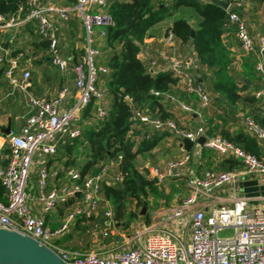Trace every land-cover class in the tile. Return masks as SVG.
<instances>
[{
	"label": "built area",
	"instance_id": "1",
	"mask_svg": "<svg viewBox=\"0 0 264 264\" xmlns=\"http://www.w3.org/2000/svg\"><path fill=\"white\" fill-rule=\"evenodd\" d=\"M169 2L170 0H162ZM221 1V0H220ZM242 1L231 0L226 9L228 22L244 53H264V34L252 38L240 15ZM107 0H75L72 4H56L53 1L24 0L17 11L8 17L0 15V67L2 77L13 87L26 89L30 72L22 67L21 54H13L1 45L5 30L18 25L34 26L37 36L47 41L46 53L50 64L60 72L74 75L75 97L70 108L60 110L68 94L66 85L51 98L28 95V112L17 133L10 131L0 137V151L6 145V163L0 166V184L4 189V200L0 201V229L11 230L35 239L39 245L55 252L63 264H264V195L236 196L231 204H218L210 211L207 199L214 198L212 192L222 185H234L241 173L254 177L258 185L264 184V159L244 151L220 135H207L202 114L199 124L185 129L173 119H160L147 110H135L134 118L156 131H166L177 138L179 154L159 165L146 167L150 178L161 185L167 180H184L186 196L174 206L156 210L147 224H135L129 235L124 222L116 221L109 203L101 194L103 184L119 180L116 162L100 164L98 172L82 176L77 168L65 166L53 169L42 165L36 180L35 201L45 215L55 210L62 211V219L51 227L41 215L29 205L28 180L34 155H54L58 145L80 136L77 126L82 110L93 104L95 118L107 115L105 105L106 88L99 84V75L107 68L96 64L100 51L98 41L105 36V28L111 24L105 11ZM235 8V9H234ZM76 14L84 30V54L78 63L69 69L68 61L59 48L57 19L68 21ZM164 47L145 63L147 71H169L184 90L192 94L203 109L209 105V93L205 91L193 71L198 67L195 56H186L178 51L179 41L171 30L164 36ZM256 69L262 71L259 60ZM264 98V90L254 93ZM179 108L191 112L188 104L179 102ZM264 116V104L262 106ZM243 128L253 138L264 142V126L253 117L245 116ZM205 137L202 147L219 155L237 159L242 171H218L205 168L198 172L191 166L192 156L180 146L187 138L196 144ZM120 156H118V159ZM263 181L260 182L259 179ZM60 179L59 187L49 184ZM251 200L257 202L256 205ZM93 221L94 240L99 243L88 249L66 248L58 240L72 232L77 220ZM232 230L231 235H219ZM96 236V237H95ZM114 237V238H113ZM112 243V245H111Z\"/></svg>",
	"mask_w": 264,
	"mask_h": 264
},
{
	"label": "trees",
	"instance_id": "2",
	"mask_svg": "<svg viewBox=\"0 0 264 264\" xmlns=\"http://www.w3.org/2000/svg\"><path fill=\"white\" fill-rule=\"evenodd\" d=\"M59 1L62 3L58 4L68 5L75 0ZM221 1L231 3V0ZM240 1L259 3L262 0ZM23 2L24 0H0V15L8 17ZM180 7L195 11L200 18L196 27L193 28L185 18L178 17L174 18L166 32L171 30L174 33L179 41L178 51L181 54L185 55L187 46H192L198 65L193 73L209 93V103L211 101L219 108L222 115L236 113L238 103L255 104L259 100L254 94L247 92L243 95L239 92L249 88L245 79L250 80L254 76L257 58L256 53H247L241 61L240 69H234L233 58L222 40L227 25L232 28L228 22L229 9L222 8L212 0H107L105 11L112 22L105 28V36L97 43L100 54L95 62L107 68L105 74L99 75L98 82L106 88L105 102L108 112L106 117L98 119L94 117L93 104L87 105L79 119L80 136L70 142L67 139L63 145L67 152H74L68 166L79 164L77 169L82 176L97 173L100 164L116 162L119 180L103 184L101 194L112 207L116 221L124 222L125 227L136 215L127 210V204L132 203L135 209L145 206L147 209L148 197L160 192V185L137 165V157L152 152L166 139L177 141L170 133L156 131L134 118L135 110H147L152 116L177 122L172 106L168 105V95L177 80L169 71L150 74L145 62L138 56L140 44L153 24L172 16ZM22 26L18 25L16 28ZM24 29L37 39V42L34 40L31 43V55L37 57L35 62L47 60V41L40 39L28 25L24 24ZM8 40L7 33H3L1 45L9 47ZM12 51L14 54L18 49ZM82 54L81 52L78 57H74V64L80 61ZM3 70L4 67H0V76ZM184 94L196 99L185 90ZM254 118L257 122L263 121L258 116ZM215 119L212 116L204 122L207 135H220L244 151L264 159L263 142L248 136L243 129L232 134L220 129ZM218 120L222 122L224 118L218 116ZM7 152L8 147L5 145L0 156L3 157ZM223 163L226 165L224 170H232L239 164L234 158H227ZM3 200L4 189L0 184V201ZM141 218L145 221L148 219L147 210ZM80 221L77 220L74 227L84 234L85 229L93 228L91 223L98 220L90 218L83 224Z\"/></svg>",
	"mask_w": 264,
	"mask_h": 264
},
{
	"label": "crops",
	"instance_id": "3",
	"mask_svg": "<svg viewBox=\"0 0 264 264\" xmlns=\"http://www.w3.org/2000/svg\"><path fill=\"white\" fill-rule=\"evenodd\" d=\"M181 12L184 15H181L182 18H185L189 24L194 28L199 21V16L195 13V11L188 7H180ZM179 8L177 9V11ZM240 15L244 18L246 29L249 35L252 38H257L259 35L264 34V0L261 2H251L244 1L242 2L241 8L239 9ZM176 12L161 21L153 24L147 31V36L144 38L143 42L140 44V52L139 58L143 60L145 63L149 58L155 56L157 52L164 47V36L166 34V29L170 26L171 22L174 20ZM178 18V17H176ZM59 31H58V39H59V48L63 58L68 61L69 69L72 67L74 62L72 61L74 57H78L81 52L84 54V30L83 25L81 23L80 18L76 14H71L68 21H61L56 18ZM32 28L35 33L34 26L26 24ZM226 31L223 34L222 40L226 45L228 51L230 52L231 57L233 58V65L235 70L240 69V64L243 58L247 53H244L240 50L239 43L234 36L233 29L227 25ZM8 40V46H4L10 52L13 53L12 49H18L17 53L21 54L20 60L22 62V67L27 69L30 72V76L26 83V89L20 90L19 88L13 87L9 84L7 80H5L2 75L0 76V137H4L6 134L2 132L3 129L6 128L8 123L10 124V131L17 133L21 126L24 123V118L27 115L28 107L26 104V98L28 95H32L34 97L40 98H51L56 92L64 85L68 87V94L64 98L63 102L60 105V110L65 111L70 108L74 102L75 97V85H74V75L72 71L68 74L64 72H60L55 67L50 64V60L45 51V55L47 60L43 62H35L36 55H31V43L34 40L37 42V39H34L33 36L28 34V32L24 29V25L22 27L11 28L5 30ZM2 42V41H1ZM1 53V51H0ZM14 53V54H17ZM82 54V55H83ZM184 54L188 57L194 55V51L192 46H187L184 51ZM256 55V54H255ZM256 61L254 65V76L252 79H245V82L249 84V88L245 90L239 91L240 94H254L259 90H264V53L260 55H256ZM262 62V71L256 69V64L258 61ZM53 73H55V80L52 77L47 76L46 71L50 67ZM71 70V69H70ZM181 94V95H180ZM185 96V98H184ZM259 100L255 101V104L249 103H238L237 111L234 114H222L219 108L215 107L211 101L209 105L203 109L199 108L196 99L189 95L184 94V88L182 84L180 85L178 82L174 86H172L171 93L168 95L169 106H172V110H174V116L177 117L178 124L185 128H193L199 124L200 118L198 117V112L200 111L202 114L203 121L209 117L215 116L216 122L219 125L220 129H224L229 133H233L239 129H243V119L245 115L248 116H258L263 120L260 123L264 126V116L262 114V106L264 104V98L258 97ZM211 99V98H210ZM179 102L188 104L192 111L187 112L179 108ZM106 105V102H105ZM241 111H240V110ZM176 111V112H175ZM14 115V117H13ZM218 116L224 118V121L220 122L218 120ZM80 119V117H79ZM255 119V118H254ZM79 127V122L77 124ZM245 131V130H244ZM246 132V131H245ZM247 134V133H246ZM248 135V134H247ZM250 136V135H248ZM252 137V136H250ZM253 138V137H252ZM255 139V138H254ZM257 140V139H256ZM69 140L68 142H70ZM260 141V140H258ZM263 142V141H261ZM264 143V142H263ZM64 142L58 145L57 151L54 155H43L40 153H36L32 159L31 163V172L28 180V188L29 190V205L35 214L41 215L45 218L47 224L51 227H56L59 224V220L62 219L61 210H55L50 215H45L42 213L39 204L35 201L36 195V180L38 176V171L42 165L47 167L58 169L68 166L70 164V158L74 155V152H67L64 148ZM264 148V144H263ZM192 156L191 166H193L198 172H201L205 168H212L218 171H224L223 161L228 157L222 156L216 153H213L198 143L194 144L189 151ZM179 154L178 143L176 141H172L171 139H166L161 143L157 148H155L152 152L145 154V161L148 160V156L153 159L149 165H144V168L150 167L152 165H159L165 162L166 159L175 157ZM79 159V158H78ZM150 159V160H151ZM2 160H5L2 163ZM79 160H83L82 158ZM149 161V160H148ZM6 163V159L3 156H0V166ZM147 164V162H146ZM79 164H75L74 168H77ZM239 172L242 171V166L239 163L234 169ZM255 179L254 177L247 176L243 173L240 174L238 181L236 184L232 185H222L215 188L212 192L214 198L207 199L208 205L206 209L210 211L213 207L218 204H231L232 199L236 196L243 195L242 188L240 187V183L246 180ZM260 182L263 180L258 178ZM51 186H57L61 184L60 179L52 180L49 182ZM187 194V193H186ZM186 196V195H185ZM81 224H83L81 222ZM75 226V225H74ZM92 229V228H91ZM74 234L79 231L75 227L71 229ZM94 237V232L91 233ZM96 237V236H95ZM96 240V238H95ZM94 240V241H95ZM88 241V240H87ZM97 245L98 242L95 241ZM94 244V243H93ZM112 245V243H111ZM96 246V245H93Z\"/></svg>",
	"mask_w": 264,
	"mask_h": 264
},
{
	"label": "water",
	"instance_id": "4",
	"mask_svg": "<svg viewBox=\"0 0 264 264\" xmlns=\"http://www.w3.org/2000/svg\"><path fill=\"white\" fill-rule=\"evenodd\" d=\"M213 2L226 9L228 3L220 0H212ZM193 32H191V35ZM3 133L10 132V124L2 130ZM205 137L201 136L196 140V143L202 145ZM186 151H190L194 143L187 138L181 139L179 144ZM148 175L149 172L143 168ZM156 183V179L153 178ZM243 195L246 197H255L257 195H264V184L258 185L256 179L246 180L240 183ZM253 205H256L255 200H251ZM0 264H63L58 255L38 244V242L27 236L15 231L0 229Z\"/></svg>",
	"mask_w": 264,
	"mask_h": 264
},
{
	"label": "rangeland",
	"instance_id": "5",
	"mask_svg": "<svg viewBox=\"0 0 264 264\" xmlns=\"http://www.w3.org/2000/svg\"><path fill=\"white\" fill-rule=\"evenodd\" d=\"M51 1H53L56 4L61 2L59 0H51ZM181 15H184V14L181 12V8H179L178 11L176 10L175 18L181 17ZM49 67H50V70L48 69L46 71V74L47 76L52 77L55 80V73H53V71L51 70L53 68H51V66ZM145 158H146V155L137 157L136 163L140 168H144V165L146 166L149 165L150 162L153 160L151 159V157L148 156L149 161L146 160L147 162L146 164V162H144ZM186 193H187V189H186L184 180L169 179L165 183L160 185V192L158 193V195H150L148 197L147 209H146V206L135 209L132 203H128L127 210L129 212L133 211L134 213H136V215L134 218L131 219L128 226L125 227L124 230H125L126 235H129L132 231L130 226L133 227L135 224H141V223L147 224L148 222H150L156 210L166 209L171 206H174L175 204L179 203L185 197ZM258 205L259 206L264 205V200L260 201ZM145 210H147V216H148V219L146 221L143 218H141ZM71 233L72 232L62 236L58 240V244L66 248H71L74 246L75 249H79V247L88 249V247H92L94 245L93 244L94 237L91 234L93 233V230L90 227L88 229H85L84 234L79 233V231L77 232V234L76 233L71 234ZM232 233H233L232 230H227V231L219 232V235H231Z\"/></svg>",
	"mask_w": 264,
	"mask_h": 264
}]
</instances>
